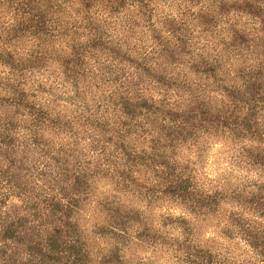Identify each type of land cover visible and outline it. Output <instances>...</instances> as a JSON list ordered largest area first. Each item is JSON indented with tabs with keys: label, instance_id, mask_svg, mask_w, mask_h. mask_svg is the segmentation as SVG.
I'll list each match as a JSON object with an SVG mask.
<instances>
[{
	"label": "clouds",
	"instance_id": "9594fccd",
	"mask_svg": "<svg viewBox=\"0 0 264 264\" xmlns=\"http://www.w3.org/2000/svg\"><path fill=\"white\" fill-rule=\"evenodd\" d=\"M0 264H264V0H0Z\"/></svg>",
	"mask_w": 264,
	"mask_h": 264
}]
</instances>
